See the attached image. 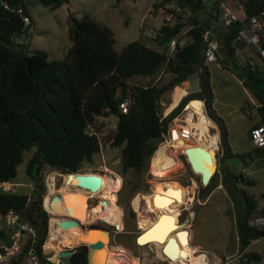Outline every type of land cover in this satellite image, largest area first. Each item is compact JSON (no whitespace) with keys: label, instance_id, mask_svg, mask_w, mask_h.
<instances>
[{"label":"trees","instance_id":"16d2710c","mask_svg":"<svg viewBox=\"0 0 264 264\" xmlns=\"http://www.w3.org/2000/svg\"><path fill=\"white\" fill-rule=\"evenodd\" d=\"M7 2L9 8L0 5V181L14 182L24 151L31 150L25 173L33 185L29 193L4 191L0 187V212L13 208L25 220L26 213L31 212L33 219L29 222L36 234L34 239L26 238L23 251L33 248L37 256L34 264L50 262L42 248L50 215L42 205L46 189L44 166L69 173L92 162L99 150V136L94 129L96 117L115 115L111 144L120 147L122 170L131 169L136 178L123 204L127 215L133 217L130 197L143 179L150 156L171 119L193 100L203 101L206 115L218 128L221 149L217 169L208 183L200 187L199 194L205 199L218 183L224 186L234 212L239 264L259 260L257 252L246 248L251 240L261 237L264 230L249 225L248 219L264 213V207L259 209L256 197L242 185L250 184L251 179L243 171L228 173L226 161L232 157L253 159L264 153V146L242 152L232 149L226 121L213 104L210 70L203 53V32L214 22L221 21L219 0L212 4L209 0H174L176 7L187 13V23L182 16L174 22L163 21L154 35L156 46L133 39L119 50L113 47V30L108 24L87 12L79 17L71 12L68 16L71 43L62 59H48L43 49L28 53L25 40L16 42L17 37H24L29 23L23 21L15 8L22 7L29 17L28 4L38 2L56 8L68 0ZM206 7L210 9L208 15L199 17V11ZM242 8L245 17L228 24L222 22L224 31L217 41L219 53L223 55V59L219 57L220 62L225 67L232 63L242 85L254 99L252 106L258 115L252 127L264 120V70L257 63L238 59L236 48L241 41L238 35L244 21L264 11V0H244ZM185 27L187 29L183 30ZM168 37H184L185 41L177 43L170 52L167 51ZM255 53L264 61L258 50ZM195 73L198 87L185 93L167 114L162 115L158 103L160 95L170 87H178ZM137 77L147 79L142 83L134 80ZM125 99H128L127 109L122 111L119 104ZM261 196L264 197V192ZM5 235L6 231L1 229L0 242ZM73 249L67 258L68 264H87V245L81 243ZM8 264L27 263L19 257Z\"/></svg>","mask_w":264,"mask_h":264},{"label":"rangeland","instance_id":"374dc122","mask_svg":"<svg viewBox=\"0 0 264 264\" xmlns=\"http://www.w3.org/2000/svg\"><path fill=\"white\" fill-rule=\"evenodd\" d=\"M68 1V4L65 3L66 5L63 4L56 8L44 6L38 2L27 5L30 22L23 36L28 53L35 49H43L46 51L48 59H62L71 43L68 36V16L71 12L78 17L87 12L96 19L108 24L113 30V47L116 50H119L126 42L133 39H139L156 46L154 35L158 27L164 21V16L176 7L174 3V5H171V0ZM182 18L187 23L186 12ZM185 29L187 28L185 27L183 30ZM167 51H169L168 47ZM219 57L223 59V55L218 52L217 60L208 62L211 86L215 98L213 104L217 112L224 117L230 130L232 149L238 152L248 151L253 149L248 135V128L251 127L258 115L256 108L252 106L253 97L239 81L232 63L229 62L228 67H225L220 62ZM254 57L256 60L259 59L257 55ZM237 58L245 60L242 53L238 54ZM146 79L137 77L134 80L144 83ZM197 84L198 75L195 73L189 76L188 81H183L178 87L173 86L166 89L158 100L160 113L162 115L167 114L185 93L197 88ZM175 95L177 101L174 104ZM190 103L191 101L187 102L181 111L171 119L167 131L156 147L157 150L155 149L150 156L148 168L142 176L143 179L130 197V206L135 213L133 217L127 215L123 204L128 200L131 185L136 178L131 169L122 170L120 147L111 144L116 116L106 114L96 117L94 129H96L99 136V150L94 154L93 161L85 163L79 170L100 174L105 178L106 186L104 191L98 193H88L86 190H82L88 195L89 215L83 223L85 230L80 229L83 236L93 229H88L89 226L110 228L109 241L107 238L102 237L105 239L106 255L110 258L111 264H181L180 262L172 263L171 260L165 257L161 251L163 243L140 245L135 241L138 234L155 222L156 215L153 211L156 208L153 201L157 193L156 187L160 184L165 186L168 182H177L181 184L182 188L184 187L185 201L173 209V213L177 216L178 227L181 229L188 227L190 230V242L184 244V246L191 249L192 256L191 260L188 263L185 262V264H205V262L206 264H239L238 255L236 254L238 244L235 237L234 212L226 189L221 183H218L203 199L199 194L200 187L204 185L200 180V174L196 170H194L195 172L192 170L184 151L178 144V140L173 136L174 134L177 136L180 134L190 136L189 133L193 134L195 132L193 139L198 137V130L195 129L196 122L202 121L199 119L198 113L190 107ZM203 110L205 113L204 103ZM205 120H211L206 113ZM207 124L209 134L216 137L215 146L212 145L210 148L213 152V159L214 154L219 158L221 149L217 126L214 122ZM31 152V150H25L23 160L17 165L14 187L18 191H28V193L31 191V186L28 183L32 182L25 173L26 160ZM252 153L254 154L255 151L252 150ZM242 166L244 169H241ZM226 169L228 173L232 170H243L245 176L251 179L252 182L242 185L256 197L258 208H263L264 197L261 196V193L264 192V154L255 155L253 159L232 157L230 160L227 159ZM43 174L46 189L42 205L48 211L47 207H49L48 205H50L53 196L61 197L59 193H56L51 198L49 197L47 203L50 176L54 177L53 182H55L54 185L57 190L64 187L75 188V185H68L65 182L66 178L73 173H66L45 165ZM110 197L115 198L114 202L120 208L113 212L99 210L101 202ZM48 212L52 215H49L48 218V232L42 248L50 261L53 262L56 259L55 256L60 248H74L81 243L94 241V239L85 237L78 239L76 242L73 241L74 245L71 243L73 239L69 240L70 242L63 239L64 233H59L57 237H54L51 227L52 220L57 215L60 217L66 215L67 217L66 208L64 205L63 210ZM102 218L105 220H102ZM145 219L149 220L146 225L144 224ZM112 223H117L118 229ZM97 231L99 232V230ZM61 240H65L64 242L70 245L61 244ZM55 245L57 248L53 250ZM119 245L131 251L126 252L122 247H118ZM248 250L255 251L260 256L259 260L254 259L251 264H264V238L259 237L252 240L248 245ZM231 252L233 253L231 254ZM195 254L202 256L203 260L194 256ZM61 261L62 264H65L67 258H63Z\"/></svg>","mask_w":264,"mask_h":264},{"label":"bare ground","instance_id":"6f19581e","mask_svg":"<svg viewBox=\"0 0 264 264\" xmlns=\"http://www.w3.org/2000/svg\"><path fill=\"white\" fill-rule=\"evenodd\" d=\"M180 99V98H179ZM177 101V96L175 95V99L173 103L175 104ZM190 107L199 115V119L202 122H196L198 130V137L196 139H193V134L195 132L189 133L190 136L180 134V135H173L177 140L178 144L182 148V150L189 153V156L191 160L194 162V166L197 173L201 174L202 172L205 173V171H208V174L213 169V152L210 149L212 145L216 142V137L209 134L207 131V123L212 124L211 120H205V113L203 110V101L201 100H193L190 103ZM194 128V127H193ZM191 129V130H195ZM174 132V131H173ZM215 146V145H214ZM195 147V148H194ZM214 148V147H213ZM208 151V154L205 152ZM72 173V172H71ZM76 173H93L97 174L92 171H78L74 172L72 175L68 176L66 178V184L68 185H75V188H69L64 187L57 190L53 182V176L49 177V195L47 197V203L49 202V199L52 195L59 193L61 197L52 198L49 208L51 210H63V207L65 205L66 208V215L64 217H60L57 215L55 219L52 220V234L54 237H57L59 233H64L65 240H72L71 243L76 242L80 238L88 237L90 239H100L103 241V246L97 250L95 253V259L99 261V264H106L110 261V258L107 257V248L105 245V239L102 237V232H98V228H88L92 229L89 230L85 235H81V225L80 223H84L88 214V195L87 193L83 192L82 190H86L88 193H98L105 190L106 186V180L104 177H102L100 174H97L101 178V184L99 187L95 190H91L88 187L80 186L75 181V175ZM207 174V175H208ZM168 182V181H167ZM184 188V187H183ZM181 187V184L177 182H168L165 186H162L161 184L156 187V194L154 196V203H155V210L153 213L156 215L155 222L151 225L147 226V229L143 230L138 236V244L144 245V244H150V243H163L166 241V239L171 236L174 237L176 246L179 249V254L176 257H167V259L171 260L172 263L180 262L181 264H185V262H189L191 260V249L186 248L184 244H188L190 242V231L187 232V239L188 241H182L180 240L179 235H177L176 231L181 229L178 227V219L177 216L173 213V209H175L177 206L181 205L184 201V191ZM50 197V198H49ZM54 197V196H53ZM105 202H101V207H99V210H103L104 212H113L114 210H118L120 207L114 202L115 198H105ZM63 200V201H62ZM64 203V204H63ZM52 215V214H51ZM154 215V216H155ZM53 217V216H52ZM148 218V217H147ZM62 219H77L79 222L75 226H62L60 225V221ZM105 220L104 218H102ZM149 223L148 219H145L144 224L146 225ZM144 225V226H145ZM58 226V227H57ZM143 226V227H144ZM142 227V228H143ZM79 229V230H77ZM182 229H188V227H184ZM64 230V232H63ZM85 230V228L83 229ZM64 240V241H65ZM63 241V240H62ZM61 241V242H62ZM63 241V242H64ZM107 241V240H106ZM70 242V241H69ZM65 244H68L64 242ZM74 244V243H73ZM70 245V244H68ZM57 246H54L55 250ZM52 249V248H51ZM198 258V256L195 254Z\"/></svg>","mask_w":264,"mask_h":264},{"label":"built area","instance_id":"2783aa9c","mask_svg":"<svg viewBox=\"0 0 264 264\" xmlns=\"http://www.w3.org/2000/svg\"><path fill=\"white\" fill-rule=\"evenodd\" d=\"M207 1V0H203ZM240 5L244 0H236ZM0 5L9 8L7 0H0ZM219 8L221 11V20L224 24H228L233 20L240 19L237 13L231 8V5L227 0H219ZM15 10L22 16L25 23H29V17L24 13L22 7L18 6ZM180 7H175L172 11L164 16L165 22H174L180 16H184ZM264 30V11L256 15L250 16L246 21H244V26L239 30L238 37L244 38L246 41L250 42L256 49L264 56V45L260 41L259 34ZM203 36V53L206 61L213 62L217 60L218 41L213 38L209 30H205L202 34ZM24 37H17L16 42H24ZM185 41L184 37L180 39L170 37L169 42H167V47L171 52L177 43L183 44ZM128 99L120 102L119 106L122 111L127 109ZM250 141L254 146H264V120L258 125H254L250 128L248 132ZM32 183L28 185L32 188ZM15 183L10 180H1L0 187L4 191H17ZM18 223L19 227L11 234L10 242H0V264H8L13 258L21 257L23 261L27 264H34L37 262V256L33 251L32 247H29L26 252L23 251V243L27 237L34 239L36 231L28 220L21 218L19 212L13 208H9L4 213L0 212V230L4 229L6 233L14 225ZM248 224L257 228L264 230V213H258L252 215L248 219ZM264 238V234L261 236ZM49 260V259H48ZM61 262L60 258H57L52 262H47L46 264H59Z\"/></svg>","mask_w":264,"mask_h":264},{"label":"water","instance_id":"95a60500","mask_svg":"<svg viewBox=\"0 0 264 264\" xmlns=\"http://www.w3.org/2000/svg\"><path fill=\"white\" fill-rule=\"evenodd\" d=\"M215 0H209V3L212 4ZM170 37L167 38L166 43L169 42ZM175 106V105H174ZM173 106V107H174ZM172 107V108H173ZM171 108V109H172ZM170 109V110H171ZM169 110V111H170ZM168 111V112H169ZM167 112V113H168ZM195 148V147H194ZM206 154H208V151L205 152ZM185 155L187 157L188 163L190 165V167L192 168V170L194 171L195 166H194V162L191 160L189 153L185 152ZM209 155V154H208ZM218 165V156L216 154H214V160H213V169L212 171L208 174V171H205V173H201L200 174V180L202 182V184H206L208 183L210 177L213 174L214 168ZM81 170H76V171H69V173H74V172H78ZM195 172V171H194ZM75 181L78 185L83 186V187H88L91 190H95L99 187V185L101 184V178L99 175L97 174H93V173H76L75 175ZM53 198H56V196H54ZM103 202H105V200H103ZM88 204V203H87ZM51 214V213H50ZM26 219L31 221L32 218V214L31 212H27L26 213ZM103 220V219H102ZM79 221L77 219H62L60 221V225L62 226H75ZM114 225V227L116 229H118V224L117 223H112ZM81 228L84 229L85 226L83 225V223H80ZM154 225V224H153ZM178 225V224H177ZM19 227V224L16 223L14 224L6 233V235L3 238L4 242H10L11 239V234L15 231L16 228ZM90 228H98L99 231L102 232V235L104 238H107L109 241L110 238V230L107 227H98V226H89ZM190 231L189 228L188 229H179L176 231L177 235H179L180 240L187 242V232ZM138 238L139 236L136 237L135 241L138 244ZM88 249H87V264H99V261H97L95 259V253L97 252V250H99L102 246H103V241L100 239H97L93 242H84ZM161 251L164 255L168 256V257H176L179 254V249L176 246V242L174 237L169 236L166 241L164 242V244L162 245ZM74 252L73 248H60L57 251V254L55 257L63 259V258H69L71 256V254ZM106 264H111V262H107Z\"/></svg>","mask_w":264,"mask_h":264},{"label":"crops","instance_id":"0c3cea01","mask_svg":"<svg viewBox=\"0 0 264 264\" xmlns=\"http://www.w3.org/2000/svg\"><path fill=\"white\" fill-rule=\"evenodd\" d=\"M69 2V1H68ZM68 2L66 3V4H68ZM227 2H229L230 3V5H231V8L237 13V15H238V17L240 18V19H243L244 17H245V13H244V10H243V8H242V5H240L236 0H227ZM174 3V0H171V5ZM63 4H65V3H63ZM63 4H61V5H63ZM65 4V5H66ZM174 5V4H173ZM60 6V5H59ZM163 9V8H162ZM209 7H206V8H204L203 10H201V11H199V14H198V16L199 17H205V16H207L208 15V13H209ZM223 31H224V24L222 23V20L220 21H216V22H214L212 25H211V27H210V29H209V32H210V34L212 35V37L213 38H215L216 40H218L220 37H221V35H222V33H223ZM259 37H260V41H261V43H262V41L264 42V30L262 31V32H260V34H259ZM239 39H241V41H240V44L237 46V48H236V52H237V54H240V53H242L243 55H244V58H245V60H248L250 63H257L258 65H260L261 66V68L264 70V61L262 60V58H260L259 56H258V54H256L255 53V50H257L256 49V47H254L250 42H248V41H246L244 38H239ZM145 42V41H144ZM145 43H147V42H145ZM255 55H257V57H259V59L258 60H256L255 59ZM221 66V65H220ZM210 78H211V75H210ZM185 81H188V79L187 80H185ZM239 81L241 82V80L239 79ZM198 85V84H197ZM186 91V90H185ZM215 99V98H214ZM214 102H215V100H214ZM252 103H254V99L252 98ZM223 117V116H222ZM224 118V117H223ZM213 122V121H212ZM218 129V128H217ZM229 130V129H228ZM219 133V132H218ZM229 142H230V130H229ZM251 142V141H250ZM231 145V144H230ZM232 146V145H231ZM251 146H253L254 147V145L252 144V142H251ZM252 147V148H253ZM234 150V149H233ZM234 151H236V150H234ZM264 154V153H263ZM241 169H244V167L242 166V168ZM243 171V170H242ZM47 207V206H46ZM47 209H48V211H51L50 210V208L49 207H47ZM257 239V238H256ZM254 240V239H253ZM62 241V240H61ZM252 241V240H251ZM251 243V242H250ZM61 244H65L63 241L61 242ZM192 244H194L193 242H192ZM66 245V244H65ZM118 247H122L123 249H125L126 250V252L128 251H131V250H129V249H127V248H124L123 246H118ZM246 250H248V246H247V248H246ZM233 252H231V254H232ZM199 258H201L202 260H203V257L202 256H200V255H197ZM59 264H62V261L59 263ZM65 264H68V262L66 261V263ZM205 264H206V262H205Z\"/></svg>","mask_w":264,"mask_h":264},{"label":"flooded vegetation","instance_id":"af4514ba","mask_svg":"<svg viewBox=\"0 0 264 264\" xmlns=\"http://www.w3.org/2000/svg\"><path fill=\"white\" fill-rule=\"evenodd\" d=\"M81 171H82V170H81ZM50 215H51V214H50ZM106 221H107V220H106ZM89 228H90V227H89ZM107 228H109V227H107ZM109 230H110V228H109ZM138 235H139V234H138ZM138 235H137V236H138ZM74 245H75V244H74ZM72 246H73V245H72Z\"/></svg>","mask_w":264,"mask_h":264},{"label":"clouds","instance_id":"9594fccd","mask_svg":"<svg viewBox=\"0 0 264 264\" xmlns=\"http://www.w3.org/2000/svg\"><path fill=\"white\" fill-rule=\"evenodd\" d=\"M30 22V21H29ZM29 221V220H28Z\"/></svg>","mask_w":264,"mask_h":264}]
</instances>
